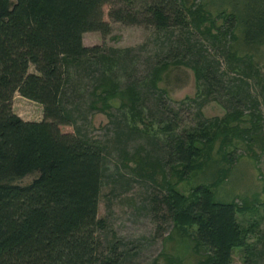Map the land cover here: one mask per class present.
I'll list each match as a JSON object with an SVG mask.
<instances>
[{"label":"trees","instance_id":"trees-1","mask_svg":"<svg viewBox=\"0 0 264 264\" xmlns=\"http://www.w3.org/2000/svg\"><path fill=\"white\" fill-rule=\"evenodd\" d=\"M106 5H110L107 16ZM189 5L188 0H0V264H120L115 247L110 254L99 253L105 147L83 133L67 95L72 68L96 64L100 77L92 90L91 110L113 118L114 109L128 108L135 115L142 107L136 84L141 86L144 79L123 87L115 70L125 62L122 51L84 44L86 32L103 36L111 32L107 18L152 26L174 36L179 30L174 45L162 42L163 51H168L157 55L144 84L159 104L167 95L159 82L180 66L194 70L198 83L208 90L219 86L224 74L206 55L194 52L199 45L192 39L194 32L213 45L224 44L227 37L228 58L242 60L243 70L238 72L242 78L233 81V109L216 117V122L200 114L194 127L168 128L167 154L156 164L168 165L177 178L176 183H166L163 203L174 230L190 232L186 239L197 264H232L236 247L250 253L247 264H264V244L259 251L251 247L237 217L250 206L216 199L214 186L228 169H219L214 185L200 184L188 194L176 186L200 167L199 159L211 157L217 143L224 164L232 163L238 148L251 152L254 160L264 154V122L257 110L261 103L250 98L254 75L262 83L263 73L251 54L237 56V45H232L237 27L243 48L264 44V0H236L228 14L221 10L227 24L220 28L201 3ZM206 20L209 27L203 25ZM31 65L36 72H30ZM239 81L248 89L235 85ZM16 92L42 105L43 120H25L14 112ZM247 106L249 114L244 112ZM170 239H175L173 234Z\"/></svg>","mask_w":264,"mask_h":264},{"label":"rangeland","instance_id":"rangeland-1","mask_svg":"<svg viewBox=\"0 0 264 264\" xmlns=\"http://www.w3.org/2000/svg\"><path fill=\"white\" fill-rule=\"evenodd\" d=\"M188 3L192 6L201 3L211 13V19H215V26L220 28L227 24L220 17L223 12L221 10L225 8V14H228L233 10L236 0H188ZM109 9L110 5H106L105 16ZM107 19L111 23V32L106 36L98 31L86 32L84 44L105 45L108 49L122 51L121 56L126 57L125 64H120L115 70L121 77L123 87L131 85L134 80H144L141 86L136 84L143 98V108H137L138 113L135 115L128 108L114 109L116 116L111 118L106 113L89 108L93 100V87L100 77V66L86 65L71 70L67 95L74 107L78 125L83 133L105 147L106 171L99 200V218L103 220L104 227L98 233L99 253L110 254L115 247L121 254L120 264H168L167 260L171 257L176 259L174 264H197L196 255L190 247L192 243L186 239L190 232L177 233L174 230L173 220L163 203V196L167 193L166 183H176L177 178L172 175L168 165L163 167L156 162L167 154L168 128L174 127L176 131H181L194 127L200 114L216 122V117L222 118L233 109V81L242 78L238 74L243 70L239 69L243 67L242 60L238 62L228 58L227 48L224 50L225 44H228L227 37L224 44L213 45L200 32H194L192 39L199 43L194 52L206 55L214 68L219 69V74H224L220 76L219 86L215 90H208L198 83L194 70L180 66L177 70H170L167 77L159 82V87L167 91L162 104H159L147 92L144 84L149 79L147 76L157 61V55L163 57L168 51H163L166 46L162 49V42L174 45L179 30H175L174 36L152 26L128 25ZM210 24L206 20L203 25L209 27ZM235 31L237 38L232 45H237V56L246 58L244 55L251 54L254 63L263 73V84L254 75L256 83L252 85L250 97H257L261 103L257 110L262 114V123L264 44L243 48L241 28L237 27ZM213 32L216 33V29ZM30 72H36L33 65L30 66ZM235 85L248 89L247 84L241 81ZM227 87L230 88L225 90ZM205 100V104H201ZM249 102L252 100L249 99ZM168 108L173 111H168ZM13 110L25 120L41 121L44 118L42 105L18 92L13 99ZM244 112L249 114L250 106ZM176 123H179L178 126H171ZM219 146V143L215 145L209 159L198 160L199 169L193 171L188 180L178 181L177 189L188 194L200 184H213V181L220 178L219 171L228 169L225 178L214 186L216 199L250 206L246 212L238 213L237 217L241 226L247 230V242L259 251L264 244V154L254 160L251 152L238 148L233 154L232 163L224 164L217 155ZM154 169L155 172L150 175ZM32 179L33 176L28 177L23 183ZM171 234L175 239H170ZM248 255L250 253L244 248L236 247L232 264H247L245 260Z\"/></svg>","mask_w":264,"mask_h":264}]
</instances>
